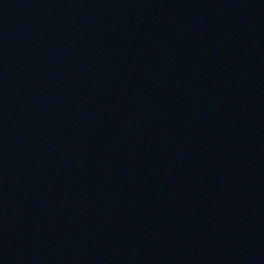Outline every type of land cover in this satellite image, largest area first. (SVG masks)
Here are the masks:
<instances>
[{"label":"water","instance_id":"95a60500","mask_svg":"<svg viewBox=\"0 0 264 264\" xmlns=\"http://www.w3.org/2000/svg\"><path fill=\"white\" fill-rule=\"evenodd\" d=\"M0 264H264V0H0Z\"/></svg>","mask_w":264,"mask_h":264}]
</instances>
